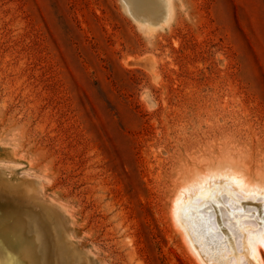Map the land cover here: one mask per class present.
<instances>
[{
	"label": "rangeland",
	"instance_id": "1",
	"mask_svg": "<svg viewBox=\"0 0 264 264\" xmlns=\"http://www.w3.org/2000/svg\"><path fill=\"white\" fill-rule=\"evenodd\" d=\"M162 1L0 0V264H200L177 184L264 183V0Z\"/></svg>",
	"mask_w": 264,
	"mask_h": 264
},
{
	"label": "bare ground",
	"instance_id": "2",
	"mask_svg": "<svg viewBox=\"0 0 264 264\" xmlns=\"http://www.w3.org/2000/svg\"><path fill=\"white\" fill-rule=\"evenodd\" d=\"M123 1L150 26L145 15L163 10L162 0ZM236 166L221 161L201 166L174 190L172 218L200 264H264V183L252 182Z\"/></svg>",
	"mask_w": 264,
	"mask_h": 264
}]
</instances>
